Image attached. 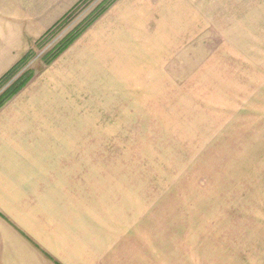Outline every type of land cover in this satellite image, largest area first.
Segmentation results:
<instances>
[{
  "label": "rangeland",
  "instance_id": "374dc122",
  "mask_svg": "<svg viewBox=\"0 0 264 264\" xmlns=\"http://www.w3.org/2000/svg\"><path fill=\"white\" fill-rule=\"evenodd\" d=\"M102 1L37 42L0 94L42 73L55 60L47 53ZM249 2L228 15L224 35L211 28L177 46L157 76L144 61L143 77L129 76L126 94L94 111L95 149L110 152L98 176L111 183L104 202L118 216L108 224L111 238L121 232L120 264H264V0ZM31 242L45 261L32 264H55Z\"/></svg>",
  "mask_w": 264,
  "mask_h": 264
},
{
  "label": "crops",
  "instance_id": "0c3cea01",
  "mask_svg": "<svg viewBox=\"0 0 264 264\" xmlns=\"http://www.w3.org/2000/svg\"><path fill=\"white\" fill-rule=\"evenodd\" d=\"M78 2L0 0V79ZM240 6L253 7L249 0H116L0 108V262H45L35 241L55 264H120L121 232L111 238L108 224L118 216L104 202L111 183L98 176L110 152L95 149L94 111L125 95L126 79L143 77L144 61L157 76L177 46L211 28L232 29L228 15Z\"/></svg>",
  "mask_w": 264,
  "mask_h": 264
},
{
  "label": "trees",
  "instance_id": "16d2710c",
  "mask_svg": "<svg viewBox=\"0 0 264 264\" xmlns=\"http://www.w3.org/2000/svg\"><path fill=\"white\" fill-rule=\"evenodd\" d=\"M90 0H80L68 13H66L60 20H58L42 37L39 39L37 46H39L45 39L72 16L73 12L87 4ZM116 0H103L85 19L84 21L70 32L52 51L45 56L46 63H51L62 52H64L94 21H96ZM33 51H30L16 66L9 70L0 79V90L7 85L14 76L19 72L20 65L27 61L28 57ZM33 78L31 72H27L20 76L11 86H9L2 94H0V108H2L14 95H16L29 81Z\"/></svg>",
  "mask_w": 264,
  "mask_h": 264
}]
</instances>
